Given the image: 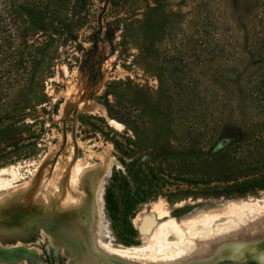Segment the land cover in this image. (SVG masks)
Listing matches in <instances>:
<instances>
[{
  "label": "rangeland",
  "instance_id": "1",
  "mask_svg": "<svg viewBox=\"0 0 264 264\" xmlns=\"http://www.w3.org/2000/svg\"><path fill=\"white\" fill-rule=\"evenodd\" d=\"M10 1L24 7L16 8L18 40L31 48L22 56L29 52L38 64L32 82L20 78L0 108V169L14 172L0 205L16 198L37 207L43 201L36 198L55 193V203L80 198L73 205L79 206L85 190L70 178L75 165L85 163L84 174L100 179L102 231L131 247L147 244L159 223L152 212L157 202L178 220L231 200L264 196V188L237 194L239 189L228 188L232 181L215 179L192 186L167 177L157 185L161 173L154 171L160 165L170 168V176L181 171L186 178L203 179L202 174L244 170L248 159L264 154V0ZM106 85L115 98H104ZM113 137L124 147L137 140L130 158L114 149ZM120 158H139L150 177L143 173L132 181L116 174L115 184L124 190L114 188V196L135 198L149 181L158 195L137 203L128 216L118 209L112 220L103 194L112 172L123 169ZM262 170L243 179L264 176ZM207 187L220 193L174 194ZM8 208L0 212L1 227L15 217V209ZM35 211L27 207L18 213L25 220ZM57 247L44 233L17 244L21 250L1 249L0 257L24 264L23 257L30 264L20 251L35 263L37 252L40 264H66L63 248Z\"/></svg>",
  "mask_w": 264,
  "mask_h": 264
},
{
  "label": "bare ground",
  "instance_id": "2",
  "mask_svg": "<svg viewBox=\"0 0 264 264\" xmlns=\"http://www.w3.org/2000/svg\"><path fill=\"white\" fill-rule=\"evenodd\" d=\"M88 168L85 163L76 164L70 178L73 185L79 182L85 190L81 196L78 194L83 199L79 206L73 205L80 198L55 203L58 197L55 193L46 194L42 199L34 197L43 201L41 206L36 205L38 208L28 200L16 198L13 202L1 203L0 212L11 207L16 213L5 227L0 225V250H21L17 244L47 233L52 241L59 237L79 253L89 250L93 258L100 259V264H108L107 259L115 264H264V196L231 200L178 220L169 216L162 202H157L152 212L159 223L148 235L147 244L127 247L112 242L102 231L100 179L96 173L84 174ZM13 177L10 168L0 169V199L10 192ZM27 207L36 208L37 212L26 214L24 220V214L20 215L18 210ZM21 252L29 258L30 264L35 263L34 257ZM62 253H67L65 248Z\"/></svg>",
  "mask_w": 264,
  "mask_h": 264
},
{
  "label": "trees",
  "instance_id": "3",
  "mask_svg": "<svg viewBox=\"0 0 264 264\" xmlns=\"http://www.w3.org/2000/svg\"><path fill=\"white\" fill-rule=\"evenodd\" d=\"M23 9V4H15L14 2L10 0H0V108L4 106L8 102L10 91L18 84L19 79L26 76L25 79L29 80L31 83L34 75H35V68L38 64L36 60H34L30 53H26L25 57L22 56V50L27 49L29 50L31 47L26 45H21L22 43L19 42V27H18V17L20 14L17 13V9ZM21 45L22 48L19 47ZM108 86L110 85L107 84ZM106 88L102 92V95L106 99L107 96L111 95L115 98L114 92L109 91ZM105 100L104 105L106 107V111L108 115L111 116L110 110L108 108V104ZM114 117V116H111ZM137 141V140H136ZM136 141L128 142V146L124 147L121 142L116 140L114 137L110 139L111 144L113 145L114 149L122 154L126 158H130L132 147L136 145ZM17 143L14 144L16 146ZM130 145V146H129ZM230 142L225 143L223 145V148H229ZM3 156H0V159ZM248 158V157H247ZM1 161V160H0ZM119 162L121 166L123 167L122 171L115 170L110 175V184L105 188L104 194H103V202L105 209L109 215V217L113 220L115 219L114 213L118 209H122L126 211L125 215H130L132 212V209L134 206L139 203L140 201H143L148 196L150 197H156L158 194L156 193V186L155 183L147 182L146 187L147 190H141L138 189L136 193V197L132 198V196H128V194L122 196V200H119L118 196H114L113 189L116 188V190L124 188L120 184L116 183V174L121 175V179L125 180V176L130 178L132 181L137 180V177L140 174L144 173V167H142L143 162L140 161L139 158L137 159H130L128 162H125L121 158L119 159ZM247 166L246 169L240 170L241 168H231L226 170L225 172H222L218 176H209V174H202L205 175V178H186L185 174L181 171L174 172L173 176H170V168H160V165H157L156 168H154L155 173H161L160 176H158L159 180L161 181L160 184L162 185L167 181V177H177L179 181H182L186 185H196L198 183H202L203 185H207L210 181V179L215 180H224V181H232V184L228 187L229 189H232L234 193L236 192V189H239L237 194H242L241 191L250 192L253 190V188H264V176L260 175L258 178H246L247 175H253L255 173L254 171L260 168L264 169V154H260L257 158H250V161L246 162ZM3 164V162H0V166ZM171 166V164H170ZM167 167V166H166ZM150 170V169H149ZM160 171V172H159ZM264 172V170H262ZM148 173H153V170L151 169L148 171ZM122 174H124L122 176ZM195 176V175H194ZM193 176V177H194ZM144 178L150 177L148 174L143 175ZM241 182H237L239 179ZM214 180V181H215ZM114 182V183H113ZM128 186V183L125 182V187ZM140 187V185H139ZM138 187V188H139ZM217 188L214 187H207L202 190H177L174 192V194L178 193V197H185V196H210L215 195L220 192L216 190ZM117 192V191H116ZM173 195V194H169ZM116 198V199H115Z\"/></svg>",
  "mask_w": 264,
  "mask_h": 264
},
{
  "label": "flooded vegetation",
  "instance_id": "4",
  "mask_svg": "<svg viewBox=\"0 0 264 264\" xmlns=\"http://www.w3.org/2000/svg\"><path fill=\"white\" fill-rule=\"evenodd\" d=\"M58 239H57V237H55V242H56V245L58 246L57 247V251H61V248H65L66 249V252L67 253H63L67 257L66 264H68V261L69 260H71L69 264H80V263L81 264L82 263L83 264H100V262H99L100 259L99 258H93L94 254H91L89 250L88 251L87 250H84V251H82V252L79 253L78 251H75V250H72L71 249L73 246L65 243V241H63V240H60L59 237H58ZM47 240H48V238H47ZM66 246L69 247V249ZM52 249L54 250L53 247H52ZM88 254H89L90 257L88 256ZM35 256H36V263H34V264H40V261L41 260H38V258H37V252H35ZM0 258L6 259L3 256H1ZM6 260L9 262L8 259H6ZM21 260L23 261L24 264H28L27 261H26V259H24L23 257L21 258ZM89 261L91 263H89ZM106 261H107L108 264H115V263H113L109 259H107ZM92 262H94V263H92ZM49 264H52V263H49Z\"/></svg>",
  "mask_w": 264,
  "mask_h": 264
},
{
  "label": "water",
  "instance_id": "5",
  "mask_svg": "<svg viewBox=\"0 0 264 264\" xmlns=\"http://www.w3.org/2000/svg\"><path fill=\"white\" fill-rule=\"evenodd\" d=\"M64 144H65V134L62 133V141H61L60 149L64 146ZM55 157H56V155L54 156V158H53V160H52V163L54 162ZM142 232H145V233H146V230H142ZM118 244H119V243H118ZM120 245L125 246V245H123V244H120Z\"/></svg>",
  "mask_w": 264,
  "mask_h": 264
},
{
  "label": "crops",
  "instance_id": "6",
  "mask_svg": "<svg viewBox=\"0 0 264 264\" xmlns=\"http://www.w3.org/2000/svg\"><path fill=\"white\" fill-rule=\"evenodd\" d=\"M37 257H38V256H37ZM38 260H39V259H38ZM1 262H2V264H11V263H9L6 259H5V260L2 259ZM22 263H23V262H22Z\"/></svg>",
  "mask_w": 264,
  "mask_h": 264
}]
</instances>
